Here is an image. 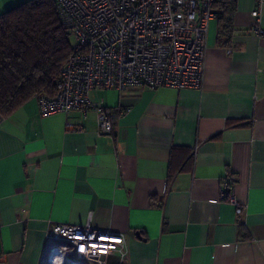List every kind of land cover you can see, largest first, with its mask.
<instances>
[{
	"label": "crops",
	"instance_id": "obj_1",
	"mask_svg": "<svg viewBox=\"0 0 264 264\" xmlns=\"http://www.w3.org/2000/svg\"><path fill=\"white\" fill-rule=\"evenodd\" d=\"M28 1L0 0V15ZM233 3L228 35L208 23L200 88L92 90L93 106L48 117L32 98L0 115L1 264H39L54 225L122 237L102 264H264V4L253 18L256 0ZM227 178L241 215L221 200Z\"/></svg>",
	"mask_w": 264,
	"mask_h": 264
},
{
	"label": "built area",
	"instance_id": "obj_2",
	"mask_svg": "<svg viewBox=\"0 0 264 264\" xmlns=\"http://www.w3.org/2000/svg\"><path fill=\"white\" fill-rule=\"evenodd\" d=\"M216 1L55 0L71 54L60 69L54 95L36 97L39 115L93 106L92 90L200 88L208 23L216 17ZM256 2L253 18H258L264 0ZM254 30L262 34L258 27ZM96 112L99 134L111 135L107 114L100 106ZM233 186L234 179L223 181L221 200L241 215ZM122 245V237L88 225H54L46 235L39 264H102L103 256Z\"/></svg>",
	"mask_w": 264,
	"mask_h": 264
},
{
	"label": "trees",
	"instance_id": "obj_3",
	"mask_svg": "<svg viewBox=\"0 0 264 264\" xmlns=\"http://www.w3.org/2000/svg\"><path fill=\"white\" fill-rule=\"evenodd\" d=\"M213 9L219 35H228L234 3L217 0ZM70 54L69 34L55 0H30L0 15V115L7 116L40 95L53 96Z\"/></svg>",
	"mask_w": 264,
	"mask_h": 264
}]
</instances>
